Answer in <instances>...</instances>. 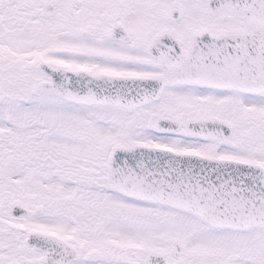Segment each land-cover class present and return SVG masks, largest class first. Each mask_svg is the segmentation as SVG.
Segmentation results:
<instances>
[{
    "label": "snow or ice",
    "instance_id": "6c2138e0",
    "mask_svg": "<svg viewBox=\"0 0 264 264\" xmlns=\"http://www.w3.org/2000/svg\"><path fill=\"white\" fill-rule=\"evenodd\" d=\"M0 264H264V0H0Z\"/></svg>",
    "mask_w": 264,
    "mask_h": 264
}]
</instances>
